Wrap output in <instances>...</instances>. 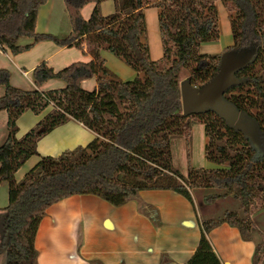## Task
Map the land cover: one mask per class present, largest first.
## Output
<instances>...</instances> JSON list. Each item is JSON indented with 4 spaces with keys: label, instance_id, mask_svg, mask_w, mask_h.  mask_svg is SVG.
I'll use <instances>...</instances> for the list:
<instances>
[{
    "label": "trees",
    "instance_id": "16d2710c",
    "mask_svg": "<svg viewBox=\"0 0 264 264\" xmlns=\"http://www.w3.org/2000/svg\"><path fill=\"white\" fill-rule=\"evenodd\" d=\"M64 1L72 31L61 38L37 31L39 12L46 0H0V46L18 54L48 40L80 49L86 43V53L93 57L60 71L47 62L38 65L32 73L37 85L53 78L65 83L63 88L48 91L19 88L12 84L9 70H0V84L5 86L0 111L6 110L9 116L8 136L0 145V185L9 184L0 258L5 251L6 264H40L35 242L40 222L52 204L71 195L91 194L121 207L142 190H171L192 200L193 188L216 187L224 191L222 195H234L247 207L261 200L264 0H222L230 11L234 39L227 50L249 51L253 56L236 73L242 83L230 87L225 97L258 123L257 145L243 132L230 129L214 111L188 117L182 112L181 82L189 79L192 85L201 86L220 67V53L200 50L221 36L217 0H114L116 11L109 15L101 11L105 0ZM88 3L96 7L85 19L81 11ZM146 7L159 10L163 56L157 61L150 57ZM27 39L30 43L24 42ZM103 49L134 69L135 78L125 80L111 71L101 54ZM94 77L96 88L85 89L83 82ZM50 105L52 110L18 137L20 115L27 110L39 114ZM71 119L95 132L96 138L58 156H41L18 181L17 170L33 155H40L39 140ZM195 120L204 125L206 157L216 167L190 166L185 177L173 167L171 140L177 135L186 137L190 148ZM213 199L207 196L206 201ZM224 222L237 226L245 239H252L251 222L236 213L202 220L198 247L183 264H223L208 233ZM260 251L258 244L256 262Z\"/></svg>",
    "mask_w": 264,
    "mask_h": 264
},
{
    "label": "crops",
    "instance_id": "0c3cea01",
    "mask_svg": "<svg viewBox=\"0 0 264 264\" xmlns=\"http://www.w3.org/2000/svg\"><path fill=\"white\" fill-rule=\"evenodd\" d=\"M216 3L221 5L222 0H217ZM100 6L105 15L116 11L114 0H105ZM95 7V3L86 4L81 11L83 17L89 19ZM150 8L153 7L145 8V14ZM222 10L225 13L226 27L229 26V11L227 8ZM158 24L160 28V23ZM36 25L38 32H50L61 38L70 34L72 25L65 1L46 0L41 6ZM30 41L27 39L24 42ZM204 46L210 45H202L201 52ZM224 50L225 48L222 53ZM86 51V43L80 49L76 46H60L51 40L40 42L30 50L18 54L0 46V70H9L12 84L28 91L63 88L65 83L55 78L37 85L33 80V70L43 62L60 71L74 62L92 61V55ZM219 52L221 51L211 53ZM101 54L107 66L119 78L129 79L135 74L132 69L128 71L124 63L114 58L115 55L110 51L103 49ZM96 86L95 77L83 82V87L88 90H93ZM4 93L5 86L0 84V97ZM52 108L53 105H50L39 114L31 110L22 113L17 120L18 137H23ZM8 123V112L0 111V145L8 136ZM200 124L199 121L195 122L192 136ZM96 136L95 132L81 122L71 119L41 138L37 147L40 155L29 158L16 174L31 162L29 168L25 169L26 174L41 156H58L66 150L86 146ZM190 205L183 195L162 189L142 190L137 197L121 207L91 194L71 195L52 204L40 222L35 238L39 263L183 264L196 251L201 235V223L196 220ZM208 238L223 264H264V254L256 262V238L252 236V239H245L237 226L224 222L215 226L208 233Z\"/></svg>",
    "mask_w": 264,
    "mask_h": 264
},
{
    "label": "rangeland",
    "instance_id": "374dc122",
    "mask_svg": "<svg viewBox=\"0 0 264 264\" xmlns=\"http://www.w3.org/2000/svg\"><path fill=\"white\" fill-rule=\"evenodd\" d=\"M218 6L219 21L221 24V40H219V42L216 40L211 41V43L203 44L210 45L204 46L205 48L203 49V52L205 53L221 51L219 53L222 54V50L225 48L224 52L227 51V48H229L231 43L234 42L230 11L223 2L221 3V5ZM222 8H227L229 11V21L227 19V21L229 22V26L226 27H224L225 13H223ZM158 14L159 10L157 7L148 9L145 14L146 23L148 25L150 57L155 61L159 60L163 56V43L159 31L160 28L158 24ZM114 58L119 60L116 56ZM120 61L124 63L123 65L128 69V71H131L132 68L125 61H123L122 59ZM132 70L135 71L134 69ZM136 74L137 73L135 71V74L129 77V79L135 78ZM186 75L187 73L184 71L183 76ZM186 145L187 141L183 136L177 135L174 136L171 140L173 167H175L177 171L179 170L185 177H188L189 175L190 166H192L193 168L197 167L206 169H213L214 167H216L215 162L213 163L209 161L207 157H205V130L202 123L200 124V126H198V128H196L195 133H193L190 148H188ZM33 158H35V155ZM30 163L26 164V166L22 168L23 170L16 174L18 178L16 179L18 181L24 178L23 175L26 172L25 169L29 168ZM8 187V182H4L0 185V247H2L3 245V219L6 214L4 208L9 203ZM223 192V190L216 187H196L191 190L192 200H187L191 204L190 206L193 209L196 220L201 223L202 220H215L219 218H224L227 213H236L238 214V217L248 219V221L251 222V228H253L252 235L256 238L258 244L261 246L260 255L263 256L262 254H264V195H262L263 200L261 198L263 202L261 200H256L257 202L255 204H251L250 207H247L234 195H222ZM207 196H213L214 199L211 201H206ZM0 264H6L5 251L3 256L0 258Z\"/></svg>",
    "mask_w": 264,
    "mask_h": 264
},
{
    "label": "water",
    "instance_id": "95a60500",
    "mask_svg": "<svg viewBox=\"0 0 264 264\" xmlns=\"http://www.w3.org/2000/svg\"><path fill=\"white\" fill-rule=\"evenodd\" d=\"M221 57L218 72L207 83L197 86L192 85L189 79L181 82L183 115L188 117L214 111L226 121L230 129L243 132L253 144L257 145L260 132L258 123L250 118L246 111L240 110L225 97V92L230 87L242 83V79L236 73L253 56L249 51L229 49L223 52Z\"/></svg>",
    "mask_w": 264,
    "mask_h": 264
}]
</instances>
